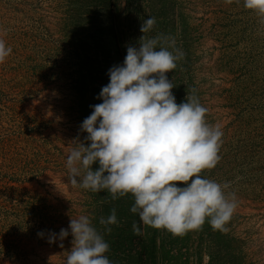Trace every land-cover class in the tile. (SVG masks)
I'll return each mask as SVG.
<instances>
[{"label": "rangeland", "instance_id": "1", "mask_svg": "<svg viewBox=\"0 0 264 264\" xmlns=\"http://www.w3.org/2000/svg\"><path fill=\"white\" fill-rule=\"evenodd\" d=\"M108 1L116 47L103 0L88 25L91 75L61 79L51 71L43 80L47 89L40 84L31 92L35 87L18 84L13 53L0 64V264H65L72 236L60 241L58 234L80 215L110 245L112 264H264V15L246 9L244 0ZM13 2L0 0V39L11 48ZM150 16L156 24L145 35L170 38L183 53L168 74L177 103L195 96L208 109L206 120L223 132L220 161L201 175L229 183L227 191L236 194L227 232L206 222L200 231L174 236L143 225L130 212L131 195L113 200L106 190L69 181L74 141L86 143L80 126L102 103L109 69L123 64ZM76 79L84 84L80 91L70 87ZM112 209L119 223L108 225L109 233L100 220ZM134 223L141 235L133 233Z\"/></svg>", "mask_w": 264, "mask_h": 264}, {"label": "clouds", "instance_id": "2", "mask_svg": "<svg viewBox=\"0 0 264 264\" xmlns=\"http://www.w3.org/2000/svg\"><path fill=\"white\" fill-rule=\"evenodd\" d=\"M244 7L264 15V0H244ZM155 17L145 19L137 45L127 46L122 65L109 69V83L102 87L91 114L80 126L85 142L74 141L67 157L72 185L107 191L113 200L131 195L132 214L143 225L163 229L174 236L202 230L207 222L214 230L227 232L237 197L229 183H218L201 175L214 169L223 132L206 120L208 109L195 96L177 103L169 73L177 68L183 53L174 40L157 35L149 38ZM12 48L0 39V64ZM98 165L96 170L93 166ZM100 223H119L112 209ZM141 235V226H132ZM72 236L65 264H112L110 245L88 215L70 218L60 241ZM42 235V234H41ZM51 234L49 242H55ZM63 247V244L60 245ZM205 257V261L209 260Z\"/></svg>", "mask_w": 264, "mask_h": 264}, {"label": "trees", "instance_id": "3", "mask_svg": "<svg viewBox=\"0 0 264 264\" xmlns=\"http://www.w3.org/2000/svg\"><path fill=\"white\" fill-rule=\"evenodd\" d=\"M13 1L12 53L21 87H35L31 91L35 92L41 84L47 89L43 80L53 73L61 79L92 74L88 46L93 35L88 25L103 0ZM49 61L53 63L46 64ZM81 82L70 83L71 89L80 91Z\"/></svg>", "mask_w": 264, "mask_h": 264}, {"label": "bare ground", "instance_id": "4", "mask_svg": "<svg viewBox=\"0 0 264 264\" xmlns=\"http://www.w3.org/2000/svg\"><path fill=\"white\" fill-rule=\"evenodd\" d=\"M104 8H105L104 12L106 13V24L109 26V28L111 27L110 29H112V31H111V39H110V47L112 49H114L116 47L115 31H114L113 24H112V16H111V10H110V5H109V1L108 0H105Z\"/></svg>", "mask_w": 264, "mask_h": 264}]
</instances>
